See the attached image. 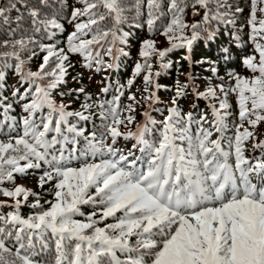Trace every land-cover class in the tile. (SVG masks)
I'll return each mask as SVG.
<instances>
[{"label":"snow or ice","instance_id":"1","mask_svg":"<svg viewBox=\"0 0 264 264\" xmlns=\"http://www.w3.org/2000/svg\"><path fill=\"white\" fill-rule=\"evenodd\" d=\"M75 3L70 15L60 17L65 5L54 11L52 0H0V22L8 24L9 12L18 13L17 27L0 41V125L9 129L0 140V195L8 198L0 200V207L11 209L0 215V264H264V0H250L251 50L239 57L252 75L233 70L226 77L219 75V66L233 62V48L242 50L244 25L226 33L213 25L235 26V17L244 12L238 2L134 0L130 9L121 0ZM189 8L199 20L185 19ZM126 11L134 12L132 27L146 25L150 34L159 30L169 45L161 48L152 38L140 41L139 59L127 81L131 87L143 77L140 97L129 91V103L121 107L124 86L117 85L112 99L101 98L110 91L108 76L95 98L84 87L59 91L73 67L70 56H80L82 67L99 73L128 55L123 45L131 32L122 27ZM63 19L73 28L66 46L42 42L40 37L55 35L52 29L65 31ZM25 20L28 27L22 29ZM221 35L227 43L217 45L215 58L195 61L212 73L202 83L192 72L171 88L156 80L171 66L165 62L168 53L187 49L181 59L191 67L193 46L211 47ZM38 55L42 62L31 70L27 63ZM153 59L160 67L155 72ZM9 68L17 78L11 86ZM79 78L78 73L72 79ZM161 88L172 96L167 115L157 121L151 112L161 111ZM56 92L85 100L79 110H69L70 104L57 102ZM189 96L205 107L192 102L185 109ZM144 104V122L136 123V109ZM16 107L18 117L10 115ZM80 121H93L94 130ZM231 128L233 135H225ZM121 138L136 142L125 149L118 146ZM68 144L72 148L65 155ZM29 170L40 171L41 189L53 185L49 194L54 200L45 201L46 208L41 209L40 193L15 184ZM5 183L14 187H2ZM30 196L36 197L30 207L40 210L25 217L20 209ZM84 206L93 210L86 214ZM53 245L51 259H38Z\"/></svg>","mask_w":264,"mask_h":264},{"label":"trees","instance_id":"2","mask_svg":"<svg viewBox=\"0 0 264 264\" xmlns=\"http://www.w3.org/2000/svg\"><path fill=\"white\" fill-rule=\"evenodd\" d=\"M7 2L10 3L11 0H7ZM52 2H53L54 11H58L59 5L61 3L65 5L64 11L59 12L60 17H66L70 15L71 7L78 6L76 5L75 0H52ZM133 2L134 0H121V4L125 9H130ZM231 2L233 3L238 2L240 6L244 9V12L242 14H238L237 17H235V19L237 20L236 25L233 26V25H227V24L221 23L219 25L214 24L213 27L217 28L218 31H220L221 33H226L229 31H235L236 29L240 28V25H244L243 30L240 32V36L242 38L241 39L242 50L238 48H233V53L235 57L233 62L229 64H223V62H221L219 66V75L221 77H226V73L234 70L236 72L241 73L242 75L251 76L252 74L242 67V65L240 64V60H239V57L241 55L247 54L251 50V46L247 44V40H248L247 33L249 29L246 25V20L248 18V13L250 10V0H231ZM21 11H23V9H21ZM191 11L192 10L190 8L186 10L185 19L189 23H191L193 19H196V20L200 19V17L193 18L191 16ZM17 15H18L17 11L15 10L10 11L9 12V17H10L9 23L3 24L2 22H0V41L8 38L9 28L14 29L17 27V24H16ZM125 15L127 16L128 20H127V23H125L122 26L123 30L131 32V35L127 37V43L123 45L124 51L127 52L128 55L120 56L115 61L117 66L114 67L112 70L101 71L99 73L95 72L94 70H89L87 68L82 67L83 61L80 56L78 55L70 56V61L73 64V67L68 70V75L66 77V83L63 86H61L59 91L68 93L69 90L71 89L84 87L86 91L91 93L93 98H95L96 95L100 92L101 87H103L106 83H109V81H105L104 79L105 76H108L110 77V85H109L110 91L107 94H103L101 98L112 99V97L116 95L117 85L124 86V95L121 97V101H120L121 107L129 103L128 101L129 91H131L132 93H135L138 98L140 97L141 92L138 91V89H142L143 87V77L142 76L136 77L131 87L127 85V81L132 77L134 64L139 59L138 51L140 47V41H142L143 39L152 38L158 42L159 47L162 45V48H163V47H168L169 45H168V41L166 40V38L160 35L159 30L155 34H150L148 32L146 25H144V27H141V28L132 27L131 25L133 24V17H134L133 11H126ZM257 15L259 16L260 14L257 13ZM137 22L142 23L143 21H137ZM62 23H64V26H65L64 32H59L55 29H52L51 31L54 32L55 35H52L50 37L48 36L40 37L42 42L56 44L58 47H65L67 35L69 32L73 30V28L67 22V19H63ZM106 23L108 26H110L112 21L109 19ZM21 27L22 29H26L28 27L27 20L22 22ZM157 27L159 29V25ZM16 35L17 36L20 35V32L18 31ZM220 43H227V39L224 35H221L220 38L211 45V47L205 46L203 42H197L193 46V50H192L193 63L191 67L189 66L188 61L181 59L182 56L187 54V49L173 50L172 52L168 53L167 56L165 57V62L170 61L171 66L167 69L162 70L161 76L156 77V80L161 85H165L168 88H171L172 86L175 85L178 79L180 80L181 83H183L187 74L189 72H192L198 78V83H202L205 80V78L211 76L212 73H210L207 70L208 69L207 64L199 65V64H196L195 61L201 59V57L215 58V56L217 55L216 48H217V45ZM0 50H4V49H0ZM37 52L39 53L38 48H37ZM41 62H42V55H38L37 57H34L32 60L28 61L27 67L30 68L31 70H36L38 68L39 63ZM177 62H179V65ZM152 63H153V72L160 70L159 64L155 62V59H153ZM178 66H179V71L177 70ZM78 73L80 74L81 78L74 81L72 78L74 76H77ZM6 74L8 76L9 86L13 85L17 79L16 76L13 74V69L9 68L8 70H6ZM55 95H56L58 103L61 100H63L65 104L71 105L69 110H79L81 104L85 100L83 95L77 96L75 93L61 97L59 95V92H56ZM157 95L159 96L160 100L163 102L157 105V107H159L161 111L160 112L152 111L151 115L153 116V118L159 121V120H162L163 115H167L165 106L169 103L170 98L172 96V92L166 91L164 88H161L157 92ZM192 102H197V101H195L194 97L189 96L187 99L183 101V107L187 109ZM229 102L232 103L235 108V98L233 96L229 97ZM197 103H199L200 108L205 107V103L203 101H198ZM144 105L136 109V113H135L136 123L141 116V109L144 107ZM19 113H20V109L19 107H16L14 111L10 113V115H17L18 117ZM0 120H3L2 113H0ZM72 122L76 123L77 121L75 118H73ZM94 123L96 125H99L100 123L99 119H95ZM80 126L86 127V129L89 131L94 130L93 121H89V122L80 121ZM132 126H135V124H133ZM132 126L130 127L132 128ZM125 130L126 129H124L123 127L121 128V131H125ZM19 131L20 129L17 128V132ZM234 131L235 129L231 128L228 132L225 133V135L231 136L233 135ZM8 133H9V129L7 128V126L0 125V140L6 139ZM12 134L15 135V133H12ZM154 135L159 136V132L157 131ZM133 143H134L133 140L125 141L122 138L118 140V146L123 147L125 149H130ZM126 145H129V147H126ZM80 146L81 147L84 146V140L82 137L80 138ZM71 148H72L71 144H68L66 146L65 155L68 154V151L71 150ZM249 148H250V145H249ZM135 150L137 151L136 152L137 156L141 155V152L139 149H134L133 151ZM72 166L78 167L79 164L73 161ZM39 175H40L39 170H29L24 176H17L15 180V184H24L25 187L32 189L36 193H40L41 194L40 205L42 209V208H46L49 206L44 203L45 201L54 200V197L49 194L53 185L52 183H49L45 186L44 189H41L37 183ZM2 187L10 188V187H14V184L5 183L4 185H2ZM4 198L5 197L0 195V200H7ZM35 199L36 197L30 196L28 198V203L25 205H22L20 212L23 216L27 217L32 212L40 210V209H34L30 207V205L33 203ZM92 210L93 209L91 206H84L82 208V211L85 212L86 214ZM9 211H11V209L8 207H0V215L6 214ZM77 218L83 219V217H77ZM108 222H112V221L109 220ZM52 251H54V245H53ZM52 251L44 254L41 257H38V259H43V260L51 259L53 257Z\"/></svg>","mask_w":264,"mask_h":264},{"label":"rangeland","instance_id":"3","mask_svg":"<svg viewBox=\"0 0 264 264\" xmlns=\"http://www.w3.org/2000/svg\"><path fill=\"white\" fill-rule=\"evenodd\" d=\"M142 112V111H141ZM142 122H144V117L142 116L141 117V119H140V121H139V123H142ZM132 128H134L135 129V126H132ZM157 137V135H155V138ZM153 137H149V139H152ZM133 142L135 143L136 141L135 140H133ZM21 185H24V184H21ZM25 186V185H24ZM2 199V198H1ZM4 199H8V198H4ZM52 253L54 254V251H52Z\"/></svg>","mask_w":264,"mask_h":264}]
</instances>
